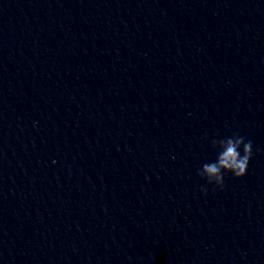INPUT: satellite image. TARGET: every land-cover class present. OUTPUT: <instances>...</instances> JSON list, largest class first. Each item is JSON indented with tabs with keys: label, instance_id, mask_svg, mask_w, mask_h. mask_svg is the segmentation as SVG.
<instances>
[{
	"label": "clouds",
	"instance_id": "9594fccd",
	"mask_svg": "<svg viewBox=\"0 0 264 264\" xmlns=\"http://www.w3.org/2000/svg\"><path fill=\"white\" fill-rule=\"evenodd\" d=\"M211 144L218 149L217 157L214 161L204 163L198 171V175L207 184L223 188L226 173H231L236 178L246 175L253 155L251 141H245L244 137L234 133L224 139H213ZM202 190L207 192L206 188Z\"/></svg>",
	"mask_w": 264,
	"mask_h": 264
}]
</instances>
